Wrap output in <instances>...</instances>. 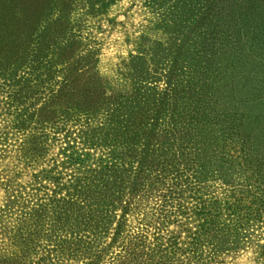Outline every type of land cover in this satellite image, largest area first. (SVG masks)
I'll use <instances>...</instances> for the list:
<instances>
[{
  "label": "trees",
  "instance_id": "trees-1",
  "mask_svg": "<svg viewBox=\"0 0 264 264\" xmlns=\"http://www.w3.org/2000/svg\"><path fill=\"white\" fill-rule=\"evenodd\" d=\"M115 1L0 0V264H264V0H142L123 92L74 18Z\"/></svg>",
  "mask_w": 264,
  "mask_h": 264
},
{
  "label": "rangeland",
  "instance_id": "rangeland-1",
  "mask_svg": "<svg viewBox=\"0 0 264 264\" xmlns=\"http://www.w3.org/2000/svg\"><path fill=\"white\" fill-rule=\"evenodd\" d=\"M84 14V10H78L74 18L83 41L89 42L97 52L99 77L114 91H127L129 88L122 82L120 73L129 56L136 54V44L165 43L167 40L161 31L155 30L156 17L143 6L142 0H116L103 15ZM56 148L50 150L48 157L57 154ZM15 164V153L0 159V207L4 202L1 183L7 172L14 170ZM22 179L27 180V176ZM220 264H252V257L248 252H240L224 257Z\"/></svg>",
  "mask_w": 264,
  "mask_h": 264
}]
</instances>
